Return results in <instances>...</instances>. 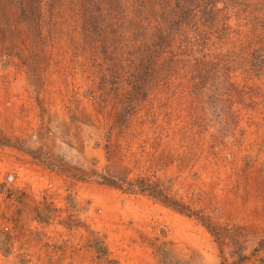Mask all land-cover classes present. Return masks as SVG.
Returning <instances> with one entry per match:
<instances>
[{
  "label": "rangeland",
  "instance_id": "rangeland-1",
  "mask_svg": "<svg viewBox=\"0 0 264 264\" xmlns=\"http://www.w3.org/2000/svg\"><path fill=\"white\" fill-rule=\"evenodd\" d=\"M0 149V264H264V0H0Z\"/></svg>",
  "mask_w": 264,
  "mask_h": 264
},
{
  "label": "built area",
  "instance_id": "built-area-1",
  "mask_svg": "<svg viewBox=\"0 0 264 264\" xmlns=\"http://www.w3.org/2000/svg\"><path fill=\"white\" fill-rule=\"evenodd\" d=\"M8 159L14 160V155L8 153L7 150L5 149H0V175L2 173L4 174V177L2 178V181L0 182V190L3 192L4 198L9 199L11 203L18 205V202H19L18 196H20L21 194L20 193L17 194L12 184H10V182H13V181L15 182L17 178L16 176L17 171L12 170L10 172V170H5L7 168L6 167L7 164H5V162ZM47 196H48V189L45 186L42 190V197H47Z\"/></svg>",
  "mask_w": 264,
  "mask_h": 264
},
{
  "label": "crops",
  "instance_id": "crops-1",
  "mask_svg": "<svg viewBox=\"0 0 264 264\" xmlns=\"http://www.w3.org/2000/svg\"><path fill=\"white\" fill-rule=\"evenodd\" d=\"M254 176L256 178L258 176V179H255L256 180V184L254 183L255 186L258 188L257 193H256V197H255V201H256V204H259L260 206H263L264 205V178H260V176L264 177V169H261V171L259 169L255 170L252 173V180H253ZM2 178H3L2 175H0V182L2 181ZM12 186H14V185H12ZM2 200H4V194L0 190V206H1ZM235 201H237V203H238V200H235ZM2 209H4V208L2 207ZM259 215L261 217V220H259V218H258L257 221L259 220V222L261 224L262 223L264 224V211L260 212ZM14 230H18V228L15 227ZM53 234H54V236H59L58 234H55V233H53ZM2 237L3 238H6V237H5V235H0V242L4 243L5 240ZM7 237L10 238V239H13L12 236H8L7 235ZM3 253H4V251H3ZM0 255H2L1 251H0Z\"/></svg>",
  "mask_w": 264,
  "mask_h": 264
}]
</instances>
